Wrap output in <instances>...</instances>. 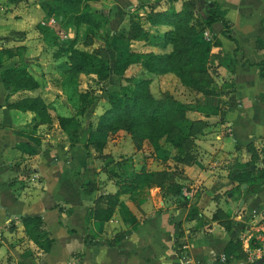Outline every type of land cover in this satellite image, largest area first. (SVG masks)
<instances>
[{
    "label": "crops",
    "instance_id": "obj_1",
    "mask_svg": "<svg viewBox=\"0 0 264 264\" xmlns=\"http://www.w3.org/2000/svg\"><path fill=\"white\" fill-rule=\"evenodd\" d=\"M128 1L96 0L91 1L90 5L100 11L121 7L122 12H118L116 19L124 23L137 6L156 3L158 0H131L132 5L122 8L121 4ZM185 1L160 0L158 3L164 10H181ZM215 1L219 5L220 14L230 21L232 38L224 36V25L221 23L208 28L221 44L212 48L205 66L210 73L211 69H216L217 75L223 74L224 78L216 81L219 88H222L228 76L235 80L236 100L240 104L237 108L225 105L224 101L231 98L226 94L204 95L194 92L200 104L221 106L220 115L217 117L226 120V123L218 124L220 132L211 131V136L215 135L219 140L232 139L233 143L239 140L244 143L248 140L255 141L261 136L264 137V78L260 76V63L264 61V0ZM52 2L53 0H0V75L6 67L22 61L40 82L38 93L48 105L56 107L51 99H46L48 93L43 94V91L46 92L57 82L45 81L44 76L59 77L61 71L45 64L51 49L47 45L45 48L44 35L38 28L41 20L51 18L46 9ZM201 3V0H198L200 6ZM137 13L146 15L142 9ZM111 18L113 19L112 16ZM143 26L156 35H163L171 29L167 25L154 26L149 22ZM149 47L157 54L172 50L171 45L167 49H162L159 44ZM232 61L237 63L235 72L230 71ZM169 76L174 75L155 77ZM23 94L19 92L9 101L16 100ZM191 102L195 101L185 103ZM187 115L195 120H217L215 116L206 117L195 110H189ZM32 119L31 113L7 106V92L0 82V264H19L33 254L41 256L35 259L37 264H224L220 255L224 253L231 239L235 236L243 237L252 229L264 230V225H258V218L262 217V211L258 207L260 205H255L264 206V184L255 192L253 200H248L244 193L235 188L238 181L230 180V172L222 170V163L218 164L219 160L205 161L208 158L206 155L198 163L182 167L186 182L217 185V193L221 195L220 201L226 190L234 188L231 194L233 198H228L229 208L232 209L230 217L233 219V212L242 208V200L244 208L254 207L258 214L249 223V217L238 215L240 219L247 220L244 221L246 228L241 229L243 226L240 228L236 224L225 227L218 221L211 220L206 210L211 204L201 209L196 219L188 221L186 218L189 209L174 201L175 194L162 191L157 186L147 185H141L132 194L121 195V204L116 207L108 222L97 221L92 213L95 202L100 195L115 193L118 190V179L109 177L110 182L107 180L100 185L105 176L109 175L102 168L104 162L96 152L87 151L83 145L72 147L70 142L65 140L66 132L60 128L56 117L53 123L41 124L35 131L26 129ZM225 127L230 132L228 135L225 133ZM110 140L107 143H110ZM119 142L115 149L108 151L113 156L123 154ZM143 150L144 148L134 149L135 166L141 161L140 170L154 169L156 165L152 161L145 162L142 159ZM207 150L205 149L204 154H208ZM78 151H81V156L90 159L89 168L83 167L79 162ZM214 154L217 157V152ZM68 180L78 181V204H71L68 200L52 201L55 193L65 192L64 186ZM90 181L96 183L98 189L87 193L85 185ZM240 194L242 197L238 198ZM214 202L211 199L210 203ZM31 215L42 217L46 231L55 240L47 254L39 250L25 232L21 218ZM180 223L187 229L198 227L195 233L186 231L183 241L186 243L184 248L187 255L178 254L177 251L180 240V236L177 237V225ZM117 234L124 236L120 242L112 245ZM195 240L204 248L201 257L196 256L192 246V241ZM256 251L252 256H255Z\"/></svg>",
    "mask_w": 264,
    "mask_h": 264
},
{
    "label": "trees",
    "instance_id": "obj_2",
    "mask_svg": "<svg viewBox=\"0 0 264 264\" xmlns=\"http://www.w3.org/2000/svg\"><path fill=\"white\" fill-rule=\"evenodd\" d=\"M91 1L96 0H53L52 4L47 7V14L50 17L57 16L65 30L70 27L76 29V36L63 40V45L58 42L61 39L60 35L50 28L44 27L46 25H38L44 36L48 40L51 38L50 41L53 45H59L55 56L66 57L69 66L67 73L72 82L82 74L95 75L99 80H107L112 74L123 77L134 59V56L129 54L125 60L116 59L112 67L107 51L89 52L78 47L79 39H88L91 28H99L102 25L101 20L91 13ZM159 1L143 3L139 7L147 12V21L151 25H167L171 27L169 31L163 35L151 34L148 29L131 18L130 27L118 35L126 41H150L153 44H159L162 49H167L171 45L172 50L161 54L149 52L143 62V70L147 76L136 81L133 88L122 86L120 90H113L108 94L110 107L101 115L90 142L98 152H102L106 147L109 134L117 133L119 130L130 133L138 144L147 139L156 148L159 147L160 140L165 138L178 150L181 161L191 165L196 160L193 152L196 147L195 141L205 133L204 129L209 123L205 120L190 119L187 115L188 111L195 110L206 117H217L220 115L221 106L200 103L186 104L170 93L161 98L156 97L150 89L152 76L173 74L187 89L204 95H229L231 98L229 101H224V104L237 108L240 103L236 100L235 80H231L230 84H223L222 88L214 86V77L205 66L210 51L214 46L220 45L221 41L216 38L213 41L206 40L203 35L204 31L216 23H221L224 25V36L231 39V24L223 14H220L219 5L215 0H207L206 16L200 24L194 23L195 14L199 9L197 0L185 2L181 10L175 8L164 10L159 5ZM83 24H87L91 28L84 30V34L80 35ZM106 42L110 43V36L107 37ZM236 64V61L231 62V72H235ZM260 66V76L264 78V61L260 63ZM0 82L7 92V106L10 109L29 112L33 115L32 122L26 126V129L35 131L41 124L53 123L54 117L50 112L49 105L38 93L41 84L27 67L19 63L6 67L1 72ZM19 92L24 94L16 100L9 101L13 95ZM81 98L83 101H87L88 95L81 94ZM57 120L63 131L71 135L74 140L78 139L81 127V119L78 116L59 114ZM220 121L223 122L224 119H220ZM86 147H89V142ZM253 148L251 145L248 146L250 152H254ZM114 160L113 157L107 159L106 164L109 166L106 171L109 173V177L118 179V190L115 193L100 195L92 209L94 219L100 222H108L113 217L116 207L121 204V195L132 194L141 185H156L161 189L163 187L162 181L157 180L162 175L159 171H148L146 168L130 171L129 165L131 164H128L127 161ZM234 180L239 182L238 186L246 183L248 187L259 185L258 189H260L264 183V170L259 176L254 175L250 170H242L235 175ZM97 189L94 182L90 181L85 185L87 193H92ZM174 194L180 196L182 186L177 188ZM199 214L200 210L197 207H192L186 219L194 220ZM213 220L225 227L233 225L230 216L224 211L215 212ZM21 221L25 226L28 238L43 253H49L55 240L46 231L42 217L40 215L23 216ZM179 230L181 232L179 236H183L181 223L177 225V231L179 232ZM122 236L124 234H117L112 245L120 242ZM178 244H180L179 241ZM224 253L228 263L233 262V258H236L244 261L245 264H264L262 259L252 262L243 259L242 255L244 256L246 253L240 238L231 239L225 247ZM35 259L36 256L33 254L25 259V262L22 261L19 264H37Z\"/></svg>",
    "mask_w": 264,
    "mask_h": 264
},
{
    "label": "rangeland",
    "instance_id": "obj_3",
    "mask_svg": "<svg viewBox=\"0 0 264 264\" xmlns=\"http://www.w3.org/2000/svg\"><path fill=\"white\" fill-rule=\"evenodd\" d=\"M187 1L189 0H186L185 2L188 3ZM201 2L202 3L200 6L197 0L199 9L195 14V20H194V23L197 24L202 23V19L206 16V11H207V0H205V2L201 0ZM121 5L122 8L125 6L132 5V1L129 0L127 3H122ZM138 8L139 7L137 6L135 11L131 14V16L126 22L121 23L120 21H118V19H116V16H118V12H122L121 7L115 9H107V11H100L99 9H93L91 7L92 13L97 16L98 20H101L102 25L99 28H91L89 25L83 24L82 31L80 32V35H82L84 34V30L89 29V27L91 28V32H89L90 36L88 37V39H82V38L79 39L78 47L80 49L87 50L89 52L107 51L111 59L112 67L115 64L116 59L120 58L122 60H125L129 54L134 56L133 62L130 64L129 68L127 69L123 77H119L117 75L112 74V76L107 80H99L95 75L82 74L79 77H76L75 81L72 82L70 80L69 74L67 73V69H69V66H68V62H66V57L55 56V53L58 51L59 45H53V43L50 41L51 38L50 40H48L44 36V39L46 41L45 48L47 45L51 49L49 57H47L45 60V64L47 63L49 64V66L55 67L58 70L60 69L61 71L60 73L61 77L44 76L45 81L54 83L53 80H56L57 82V84L53 85V87L48 89L46 92L43 91V94L48 93L46 99L47 100L51 99L50 101H53L55 103L56 107L53 106L54 108L49 105L50 112L54 118L55 117L57 118L58 115L61 114L65 116H78L81 119V127L79 130V134L77 136L78 139L74 140L71 135L66 133L67 138L65 140L70 142V145L72 147L80 144L83 145L87 151L90 150L96 152L99 159H101L104 162L102 166L103 169L106 170V168L109 166L106 164L107 159H109V157H113L115 160L123 159L127 161L128 164H131L129 165L130 171H139L142 163L141 161H139L138 166H135L136 161L134 156L135 154L134 149L144 148L143 150L144 158L142 159L145 162L152 161V163L156 165L154 169H149V170L147 168L146 169L148 171H159L162 174L157 178V180L162 181L163 184L162 191L171 192L174 194L175 190H177V188L179 189V187L182 186V194L180 196L174 195L173 197L176 203H178L180 206L187 207L189 210L192 207H197L199 210L205 209L207 208L208 204H211L210 207L206 209L208 210V213L211 216V220H213V215L215 214V212H219V211H224L225 214L232 216V209L229 208L228 203L230 202V200L228 198H233L231 194H233L232 192L234 188L226 190L222 195L223 199L220 201L221 195L217 193L219 190L217 185L207 184L206 182L201 184H195L194 182L192 183L191 181L186 182V175L182 171V167H184L187 164L181 161L180 158L181 156L178 153V150L175 147H173L170 143H168L165 140V138L160 140L159 147L156 148L147 139L139 142L138 144L137 140H135L130 133H127L124 130H119L117 133L109 134L107 138V142L110 139L111 142L106 143V147L102 152H98L96 148L93 146V144H91L90 142L91 141L90 138L93 137L96 131L95 129L98 125L101 115L104 114L107 111V109L110 107L108 101V94L113 90H120L122 86L133 88L136 81L147 76V74H145L143 70V62L146 59L145 58L146 55L152 51V48H150L149 46H152L153 43L145 40L126 41L125 39H123L121 36L118 35L130 27L131 18L138 21L141 25H144L146 22H148L146 19L147 12L144 9H142L144 10V13H146V15L145 16L139 15L137 11L140 9ZM110 16H112L113 19L112 18L110 19ZM53 17L56 19V22L53 25H46L44 27H48L56 34L60 35L61 39H59L58 42L61 45H63L62 42L63 40H66L68 38H74L76 36V31H74L75 30L74 27H72L73 29L65 30L63 28V25L60 23L58 17L57 16H53ZM48 19L49 18H45L41 20L39 24H41L42 21ZM151 34H153V32ZM109 36H110V43L108 44L106 42V39ZM19 64H22L26 67V65L22 61ZM210 71L215 80L214 86L218 87L216 81L217 80L221 81L220 78H224V76L222 73H219V75H217L216 69L215 70L211 69ZM158 76H162V75H158ZM230 81L231 78L228 76V80L224 81V83L230 84ZM55 86H57V88ZM150 89L156 97L161 98L167 95L168 93H170L173 94L181 102L184 101L185 103L186 101H195V102H191L190 105H196V103H199L197 101L195 92L193 90L186 89V87H184L180 83L179 79L175 75L169 77H162V78H157L155 76H152ZM81 94L88 95L87 101H83V99L81 98ZM216 118L217 120H213V122H209V120H207L209 124L204 129L205 133L195 141L196 147L194 148L193 152H194V156L196 157V160L191 165L198 163V161L204 155H206L208 156V158L205 161L212 160V162L213 161L217 162V160H219L218 164L222 163L223 165L222 170H226V173L230 172L229 177L232 175V178H230V180L231 179L234 180L235 175L242 170H250L254 175L259 176L260 173L264 170V137L261 136L255 141L248 140L247 143H244V141L242 140L237 141V143H233L232 139L231 141L224 139L219 140L215 135L211 136V131L216 130L215 132H220L217 126L218 124H225L226 120L221 122L220 118L218 117ZM192 120L196 121L195 119ZM224 129H225V133L228 135V133H230L228 132V128L225 127ZM88 142H89V147H86V144ZM118 142L119 144L121 143V147L123 150L121 152H123V154L120 155L117 154L116 156H113L108 151L115 149L114 147L118 146ZM249 145L254 147L253 148L254 152L253 151L250 152L248 150ZM214 147L215 149H213ZM205 149H208L207 150L208 154H204L206 153ZM216 152H217L216 154L217 157H215L214 154ZM77 153L79 155L78 157L79 162L82 164V166L85 168H89L91 166L90 159H87L86 156H81V151H78ZM78 173L79 171L75 172L74 174L77 175ZM108 178L109 175L107 174L104 180H102L99 184L102 185L103 183H105V181L107 182ZM108 181L110 182V179ZM238 185L235 188L240 193L242 194L244 193V197L246 196L248 200L252 201L255 192L258 191L259 185L257 186L255 185L251 187H248L247 184L246 185L243 184L241 186ZM64 187L66 189L65 192L55 193V195H53L54 197L52 201L68 200V202H70L71 204H78L79 202L77 198V190L79 188L78 181L75 180L71 182V180L70 181L68 180L65 182ZM242 194H240L238 198L240 196L242 197ZM238 198H236V200H238ZM211 199H213L215 202L210 203ZM216 201L218 203H216ZM255 205H260L258 207L262 211V217L258 218V225L260 224L264 225V206H262L261 204H255ZM243 208H244V204L240 210H236L235 212H233L234 215L233 219L230 217L231 222L233 224L238 225L240 228L243 226L241 229L246 228L244 227L246 225L244 221L247 220H245V218L240 219L238 215L241 214L242 217H249L247 223H249L250 220L254 219V217L258 215L256 214L255 212L256 210L254 207L251 208L247 207L244 209ZM197 228L198 227L193 226L192 228L187 229L183 226V224H181L183 237L180 236V240H179L180 244H177L178 254L187 255L186 249L184 248V244L186 243L183 241L186 235V231L195 233L197 232ZM180 233L181 232L179 230L177 237L180 235ZM236 238H240L242 240V247L246 253L244 256L242 255V257H244L243 259L246 260L249 259V257H251L253 253L258 249H260L264 253V230L252 229L247 235H243V237L235 236L234 239ZM192 246L196 252V256L198 257L203 256L204 248L198 240L192 241ZM36 258L37 259L41 258V256L36 255ZM260 259H262V257ZM22 261L25 262L26 260L24 259ZM232 261L234 262L236 261L237 264L240 263L245 264L244 261L236 258H233ZM196 264H199V262H197Z\"/></svg>",
    "mask_w": 264,
    "mask_h": 264
},
{
    "label": "built area",
    "instance_id": "obj_4",
    "mask_svg": "<svg viewBox=\"0 0 264 264\" xmlns=\"http://www.w3.org/2000/svg\"><path fill=\"white\" fill-rule=\"evenodd\" d=\"M55 22H56V19L54 17H51L48 20L42 21L41 24L42 25H53ZM203 35L206 38V40H208V41H213V39H214V36H213L212 32L210 31V29H206L204 31ZM261 257H262V260H264V253L260 249H258L256 251L255 257H252L251 259H249V261L252 262V261L258 260ZM220 259H221V261L224 264H237L236 261L235 262L233 261L231 263L230 262L228 263L227 257L225 255V253H223V254L220 255Z\"/></svg>",
    "mask_w": 264,
    "mask_h": 264
},
{
    "label": "water",
    "instance_id": "obj_5",
    "mask_svg": "<svg viewBox=\"0 0 264 264\" xmlns=\"http://www.w3.org/2000/svg\"><path fill=\"white\" fill-rule=\"evenodd\" d=\"M213 4L211 3V6H212ZM244 185H246V184H244ZM243 203H244V201L242 200L241 202H240V204H241V206L243 205ZM263 261V260H262Z\"/></svg>",
    "mask_w": 264,
    "mask_h": 264
}]
</instances>
